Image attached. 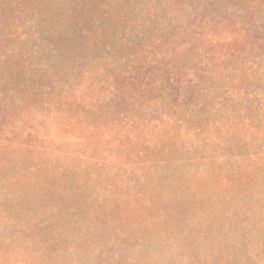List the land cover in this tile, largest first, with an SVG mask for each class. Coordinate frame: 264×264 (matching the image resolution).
Segmentation results:
<instances>
[{
  "label": "trees",
  "instance_id": "trees-1",
  "mask_svg": "<svg viewBox=\"0 0 264 264\" xmlns=\"http://www.w3.org/2000/svg\"><path fill=\"white\" fill-rule=\"evenodd\" d=\"M4 1L0 0L2 8ZM105 1L87 0L85 6L73 1L62 24L69 36L80 38L76 33L84 26L73 22L75 11L89 16L100 6L107 10L104 21L123 19L113 16L114 6H105ZM177 1L168 0L174 2L173 9L158 14L155 2L143 0V27L168 26L164 32L156 28L143 33V82L123 71L110 75L111 61L94 72L79 66L76 85L63 90L52 84L42 93L43 75L32 74L38 64L33 67L23 59L17 47L29 34L27 26L23 32L16 26L7 34L10 44L0 37V44L15 56L13 63L5 62L8 53L0 57V204L12 209L10 214L0 206V216L10 219L7 228L15 243L9 247L0 240V264L44 263L59 241L65 245L72 241L78 251L90 231L117 216L127 218L141 206L143 227L164 233V226L174 223L178 214L159 207L165 181L194 190L196 199L210 193L221 196L213 211L198 208L186 222L197 231L194 253L203 252V262L215 263L221 252L218 243L223 241L234 243L233 252L250 253L255 264H264V225L255 230L241 227L239 205L233 198V193L250 197L263 188L264 155L254 150L243 154L244 147L236 152L227 145L240 144L254 132L256 141L264 138L260 127L264 116L257 121L249 113L255 110L256 97L264 96V0H182L188 7L197 6L184 14ZM207 10L212 17L205 14ZM232 20L228 34H223V24ZM2 23L0 34L12 25ZM99 29L104 34L111 26ZM64 32L38 28L33 38L59 39ZM203 32L200 47L215 49L208 58L200 47L191 51L192 42L200 40ZM121 33L128 32L122 27ZM105 36L96 35L89 45L97 50ZM251 53L258 58L247 64ZM194 60V67H188ZM27 75L32 77L24 78ZM200 138L211 150L206 168L197 176L186 171V163ZM14 171L22 177L14 178ZM125 172L137 175L143 187ZM25 185L39 194L45 208L27 210L22 195L4 190L12 186L21 190ZM30 188L26 193L34 192ZM63 202L67 204L58 205ZM181 227L180 239L186 244L189 229L186 224ZM196 254L190 257L195 260Z\"/></svg>",
  "mask_w": 264,
  "mask_h": 264
},
{
  "label": "rangeland",
  "instance_id": "rangeland-1",
  "mask_svg": "<svg viewBox=\"0 0 264 264\" xmlns=\"http://www.w3.org/2000/svg\"><path fill=\"white\" fill-rule=\"evenodd\" d=\"M73 1L76 0H66L65 3L59 4L58 0H6L4 1V7H0V22H3L2 24H12L9 25L10 28L7 31L0 34L1 39L5 42H9L7 40L10 38L7 34L15 31L17 29L16 26H21L18 29L21 30L20 32H23L25 30L24 26H27L26 31L29 34L24 40V44L21 46L18 43L17 47L23 59H28L33 67L38 64L32 74L43 75L40 79V91L46 93L52 84L53 87L57 86L63 90L68 89L72 84H77L74 76L77 67L80 66L86 72L91 70L94 72L99 71V66L103 62L109 63L111 61L114 64L110 75L116 71H123L126 76L136 74V78L142 79L143 82V33L148 35L149 32L152 33L156 28H160V31L164 32L168 26L148 23L143 27V0H106L105 6H114L111 8V14L113 16L122 15L123 19L118 21L116 18L114 21H104L103 18L106 16L107 10L105 8L101 9L100 6L95 13H91L89 16L78 15L79 12L75 11L73 22L76 24L83 23L84 25L76 33V36L80 38L75 39L73 36H69L68 27L65 28L62 25ZM79 1L83 6L87 3V0ZM152 1L156 3V12L158 14H163L167 10L173 9L172 3L174 4V2H168V0ZM176 7L184 14L192 12L197 6L188 7V4L178 0ZM187 7L188 9H186ZM178 10L176 12H179ZM205 14L212 17L210 10H207ZM252 15L255 16L256 13ZM233 22L232 20L223 24V34H228V28ZM106 24H110L111 30L104 32L106 36L104 42L101 43L102 45L98 46L97 50L93 49L89 44L96 40V35H104L101 34V31L104 30L99 29V27ZM121 26L128 33H121ZM45 27L56 33H59V30L66 32L59 39L47 37L46 40H35L33 32H37L38 28L43 29ZM84 30H87L88 34ZM205 36L206 32H203L198 37L200 40L192 42L194 46L193 50H191L192 52H196V48L200 47V42H204ZM90 37L92 39H88ZM3 45L0 44V57L1 54L8 53L5 62L13 63L14 54ZM200 48L207 58L214 55L213 51L215 49L212 48L211 51H208L205 47ZM253 49H255V46H253ZM256 58H258L257 54L251 53V58L246 63L255 62ZM209 62L212 61L209 59ZM168 64L173 66V63ZM194 64L195 60L188 62V67H194ZM27 77H32V75H27L24 78ZM98 80L99 77L95 79V82H98ZM9 86L10 82L3 87L8 88ZM253 105L255 110L249 111L250 118H255L258 121L261 116H264V96H257ZM260 108H263L261 109L262 111H260ZM136 113L141 112L136 111ZM260 127H264V123H261ZM235 142L227 143L231 150L237 152L241 147H244L242 150L243 154L249 150H254L259 156L261 154L264 155V138L256 141L255 132L253 135L248 134V136H245L240 144ZM195 144L194 149L187 154L190 160L186 163V171L198 176L206 168L204 162L207 160V155L210 154L211 149L203 145L204 140L201 138ZM262 172L264 175V171ZM125 174L134 180L138 186L143 187V181L136 177L137 175L134 176L127 172ZM12 176L18 179L22 177V173L14 171ZM29 183L27 182V184ZM130 184L131 187L134 185L132 182ZM162 184L164 193L159 196V207L169 213L178 212L175 222L164 226V233L160 232L159 228L153 227L149 229V227H143V206L133 215L123 219L119 218L114 212L113 215L117 216V218L114 221L111 219L110 223L108 222V224L90 231L86 238H83L79 243L81 248L78 251L76 250L77 246L71 244L72 241H68L66 245L62 241L56 242L51 248L50 259H46L47 261L41 264H207L203 262L205 258L203 252L194 253L199 240L198 234L194 228L188 227L186 222L198 208L202 211H213L217 204L221 203V196L210 193L209 195L206 194L204 199H196L194 190L184 187L175 188L171 186V181H165ZM262 187L256 189L250 197H237L238 194L233 193V198L236 199L239 205L237 209L242 216L241 227L248 228L253 226L251 228L255 230L257 226L264 225V183H262ZM28 188H30L28 185H25L21 190L16 186H12V188H4V190L13 192L15 196L22 195L23 200L26 202L22 206L27 208V210L40 211L45 208L42 207L41 197L32 188L30 189L36 194L34 192L26 193ZM93 191L95 192V190ZM255 197H260L261 201L254 200ZM140 200L142 201L143 199ZM89 202L91 203V201ZM51 203H54V200ZM64 204L67 203H58L60 206ZM78 204L79 200L76 201L75 205H72V203L69 205L76 206ZM0 206L7 213H12L9 212L12 209L8 204L2 203ZM46 209L50 210L49 206ZM2 217L0 216V240H6L7 245L13 247L15 243L11 236L14 233L9 232L7 228L10 219ZM4 219H6V222H4ZM183 224H186L189 229V234H185L187 236L186 244L180 239L184 231L181 227ZM4 229L6 230L5 232ZM36 235L38 234L36 233ZM218 244L221 252L215 257L214 264H255L250 259V253L247 255L242 251L233 252V242L220 241ZM192 254L199 256L193 260L190 257Z\"/></svg>",
  "mask_w": 264,
  "mask_h": 264
}]
</instances>
